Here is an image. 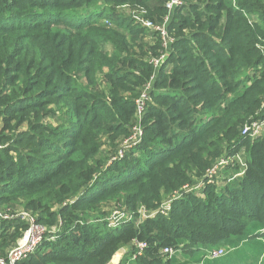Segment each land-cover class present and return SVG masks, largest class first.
Returning <instances> with one entry per match:
<instances>
[{
    "label": "trees",
    "instance_id": "obj_1",
    "mask_svg": "<svg viewBox=\"0 0 264 264\" xmlns=\"http://www.w3.org/2000/svg\"><path fill=\"white\" fill-rule=\"evenodd\" d=\"M181 1L165 49L134 17L161 22L165 0H0V205L46 229L15 264H108L120 249L117 264H264V135L242 134L264 118V0ZM147 83L142 138L109 162ZM241 154L245 167L206 181ZM25 227L0 219V256ZM202 247L231 250L209 260Z\"/></svg>",
    "mask_w": 264,
    "mask_h": 264
},
{
    "label": "built area",
    "instance_id": "obj_2",
    "mask_svg": "<svg viewBox=\"0 0 264 264\" xmlns=\"http://www.w3.org/2000/svg\"><path fill=\"white\" fill-rule=\"evenodd\" d=\"M181 0H165V9L166 13L164 15V18L161 22H153L151 20L142 18L139 13L135 14L134 17L136 20L141 21L142 25L149 29L150 32H156L161 38H162V46L166 49L169 42L172 41V39L168 36L166 31V23L169 20V16L171 11L178 5L181 4ZM167 56V51L160 53L158 56H155L150 59L151 64L154 67H158L160 62L165 59ZM150 88V83H147L143 90L140 92V95L135 100L136 103V122L131 127L130 135L126 138H124L117 150V153L112 156L109 160V162L113 160L121 159L124 155V152L131 147L137 145L141 138H142V127H141V117L144 113V104L145 101L148 98V92ZM264 129V118L254 119L250 121L249 123L245 124L242 128V134H245L249 138H255L258 137L262 133V130ZM5 146V144L0 143V149ZM239 155L234 156H221L217 158L213 165L208 168L205 171V179L208 183H216L219 182V175L222 168L227 167L228 165L231 166L234 164H237L234 162V159L238 158ZM238 165V164H237ZM239 166V165H238ZM240 167H245V163L243 162ZM219 173V174H218ZM234 175H240V173H236ZM203 183L202 181H198L196 183H187L180 187L178 191H175L170 197L165 198L160 207H159V213L161 214H168L171 202L177 198H180L183 194L190 193L192 191H197L202 187ZM139 217L140 219L145 218L149 215H153V212H150L146 210L144 207L139 208ZM114 214H117L119 218H124L127 216V220L131 218L130 214L125 213H117L114 212ZM19 219L23 221L26 224L25 229L22 231V235L20 238L17 239L16 244L11 247L6 255V257L0 256V264H15L18 260L25 258L28 254H30L32 251H34L38 245L41 243L42 239L44 238L46 229L40 225L37 221L34 215H32L29 212H26L23 209L20 208H12L5 205H0V219L6 220V219ZM118 218V219H119ZM32 230L41 231L40 236L37 239H30V233ZM50 239H53V237H50ZM134 245L137 249V251L133 254V258H135L140 252L142 251L143 247L146 246L145 242H138L134 240ZM202 251V255L204 259H217L220 258L228 251L231 250L225 247H202L200 248ZM176 249L170 246L163 247L161 250V253L165 255L166 257H170L175 253Z\"/></svg>",
    "mask_w": 264,
    "mask_h": 264
},
{
    "label": "rangeland",
    "instance_id": "obj_3",
    "mask_svg": "<svg viewBox=\"0 0 264 264\" xmlns=\"http://www.w3.org/2000/svg\"><path fill=\"white\" fill-rule=\"evenodd\" d=\"M135 14H137V13H135ZM78 18H76V17H74L73 18V20L74 21H76ZM261 134H263L264 135V129L262 130V133ZM234 162L235 163H237L239 166L240 165H242L243 164V162H244V156H243V154H241V155H239L238 156V158H236V159H234ZM233 165H234V163H233ZM235 166V165H234ZM232 167V166H231ZM226 168V167H225ZM224 168V169H225ZM230 172L231 171H228V170H223V171H221V173H220V175H219V180L221 181V179L220 178H224L226 175H230ZM222 182V181H221ZM223 183V182H222ZM113 221V220H112ZM261 232H264V228L263 229H261L260 230ZM40 233H41V231H40ZM40 233H39V231H37V230H32L31 231V233H30V239H37L39 236H40ZM264 236V235H263ZM262 236V238H264ZM121 251L119 250L114 256H113V258H112V260L108 263V264H111V262H113L112 264H117V259L120 257V255H121V253H120ZM221 258V257H220ZM219 259V258H218ZM250 259V258H249ZM248 262H251L250 260H248Z\"/></svg>",
    "mask_w": 264,
    "mask_h": 264
},
{
    "label": "crops",
    "instance_id": "obj_4",
    "mask_svg": "<svg viewBox=\"0 0 264 264\" xmlns=\"http://www.w3.org/2000/svg\"><path fill=\"white\" fill-rule=\"evenodd\" d=\"M120 251H121L120 253H121V255H122V254H123V252L125 251V249H120ZM121 255H120V257H121ZM120 257L117 259V261H116L117 263H118V261H119ZM115 264H116V263H115Z\"/></svg>",
    "mask_w": 264,
    "mask_h": 264
},
{
    "label": "bare ground",
    "instance_id": "obj_5",
    "mask_svg": "<svg viewBox=\"0 0 264 264\" xmlns=\"http://www.w3.org/2000/svg\"><path fill=\"white\" fill-rule=\"evenodd\" d=\"M113 258V257H112ZM113 262H111V264H112Z\"/></svg>",
    "mask_w": 264,
    "mask_h": 264
}]
</instances>
